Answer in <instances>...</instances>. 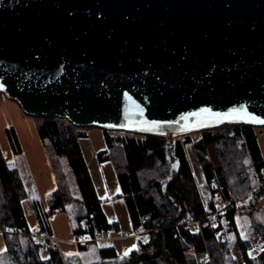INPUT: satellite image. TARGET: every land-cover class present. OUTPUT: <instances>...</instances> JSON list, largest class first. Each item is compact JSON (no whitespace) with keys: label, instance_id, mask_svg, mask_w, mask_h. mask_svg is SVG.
I'll use <instances>...</instances> for the list:
<instances>
[{"label":"water","instance_id":"obj_1","mask_svg":"<svg viewBox=\"0 0 264 264\" xmlns=\"http://www.w3.org/2000/svg\"><path fill=\"white\" fill-rule=\"evenodd\" d=\"M0 85L30 116L165 136L177 171L174 135L264 126V0H0Z\"/></svg>","mask_w":264,"mask_h":264},{"label":"trees","instance_id":"obj_2","mask_svg":"<svg viewBox=\"0 0 264 264\" xmlns=\"http://www.w3.org/2000/svg\"><path fill=\"white\" fill-rule=\"evenodd\" d=\"M34 119L56 183L44 202H30L37 232L48 237L40 240L30 232L23 206L25 187L18 169L9 163L0 146V232L5 244L0 264H237L232 254L234 243L243 264H264V247L250 255V244L241 238L236 218L238 214L248 216L264 242V158L259 145L264 126L224 123L198 130L194 141L189 132L175 136L177 171L165 153L167 137L114 136L102 128L105 148L96 158L113 166L136 243L127 255L118 254L107 243L98 248L96 259L87 261L79 252L120 231L118 223L108 221L102 210L79 144V138L87 136V127L60 117ZM4 131L12 155L21 154L14 127L9 125ZM192 141L209 195L205 203L183 148ZM169 175L165 189L170 200L162 186ZM247 193L246 202H235ZM258 205L261 221L254 217ZM54 212L67 216L77 246L75 253L64 255L56 246L49 223Z\"/></svg>","mask_w":264,"mask_h":264},{"label":"crops","instance_id":"obj_3","mask_svg":"<svg viewBox=\"0 0 264 264\" xmlns=\"http://www.w3.org/2000/svg\"><path fill=\"white\" fill-rule=\"evenodd\" d=\"M0 103V115L2 117L0 119V134L2 137L0 140V146L6 155L12 157V160L14 161L13 165L18 169L25 187L27 193L26 199L29 204L27 205V208H24V210L30 232L35 235L37 239L44 240L48 236L37 232V222L32 213L30 202L32 199H40L44 202L45 194L56 188L55 179L47 161L41 141L35 136L34 131H30L28 140L22 139L18 136L22 153L17 156L12 155L3 130L10 124H13L14 126L15 120L13 121V119H11V112L7 107V104L5 108H2L4 107V100ZM14 113H16V111H14L13 114ZM262 142H264V138L261 140L259 139L260 149L264 157V151L261 148ZM79 144L96 193L101 199L102 210L108 221L117 222L119 225L120 231L118 234L109 235L104 237L102 240L113 245L118 254H124L125 250L131 249L133 245H135L136 235L129 221L124 200L119 196L120 189L111 162H99L96 158V153L105 148L102 127L88 126L87 136L79 138ZM36 172L42 173V179L38 180V182L36 179ZM49 223L52 238H55L54 236L57 237L54 241H56L55 244L58 249L60 250L64 247L70 248L69 222H67L64 216H62L59 212H54L49 217ZM0 249H2L0 252L5 250L3 235L2 238H0Z\"/></svg>","mask_w":264,"mask_h":264},{"label":"rangeland","instance_id":"obj_4","mask_svg":"<svg viewBox=\"0 0 264 264\" xmlns=\"http://www.w3.org/2000/svg\"><path fill=\"white\" fill-rule=\"evenodd\" d=\"M2 100H4V105H3L4 107H2V108H5V106L7 104V107L9 108V110L11 112V117H12L11 119H13V121L15 120V125L14 126H13V124H10V125H12L14 127V129L17 133V136H19L22 139L28 140L29 135H30V131L32 130V131H34L35 136L39 139V136L37 134L36 127H35V119H34L35 116H30V115L25 114L21 110L19 104L14 99L7 97L3 92H0V102ZM13 110L16 111V113L13 114V112H14ZM1 118L2 117L0 115V119ZM16 119H19V120H16ZM107 130L110 132L111 135H114V136L120 135L123 133H125V134L130 133V132H125V131L117 130V129H107ZM189 133L191 134L193 141L199 137V133L197 131H192ZM4 134H5V131H4ZM130 134H135V133H130ZM259 134H260L259 139L260 140L263 139L264 135L261 133H259ZM102 135H103V130H102ZM175 136H180V134L174 135L172 138H174ZM5 137H6V135H5ZM1 139H2V137L0 134V140ZM103 139H104V135H103ZM193 141L191 143L183 144V148L185 150V153H186L192 174H193L194 179L196 181V184L198 186L201 198H202L203 202L205 203L209 199V195L203 186L202 169H201L200 163L198 161L197 155H196L194 147H193ZM261 148L264 151V142L261 143ZM7 158L9 160V163H11L13 165L14 161L12 160V157L7 156ZM38 173L39 172H36L37 182H38V180L42 179V173H39V174ZM44 179H45V173H44ZM50 192L51 191H49L48 193H50ZM47 194H45V196ZM247 197H248V193L236 198L235 202H238L239 204L246 202ZM28 204H29V202L27 201V199L23 201L24 208H27ZM221 208H222V206L220 207L219 210H221ZM125 209H126V206H125ZM126 211H127V209H126ZM59 213H61L62 216H64V218L67 220V222H69L65 213H63V212H59ZM261 215H262V209H261L260 205H258L256 207L254 217L256 220L261 221L262 220ZM236 218H237V230L239 231L241 238L243 240H247L250 244V247L248 249L250 255L257 254L264 247V242H262L259 239L256 231L254 230V228L252 226V221L246 215H239L238 214ZM68 226H69V242H70L71 246H70V248L64 247V248L60 249V251L64 255H69V254L75 253L77 251L76 242H75V239H74V236H73V233H72V230H71L69 223H68ZM54 237L57 238L56 236H54ZM0 238H2L1 232H0ZM55 238H53V239H55ZM63 239H65V238H63ZM105 245H108V244L106 242H104V240H98L96 244H93V243L88 244V247L85 250H82L81 252H79L81 259L87 260V261L96 259L98 257V248L103 247ZM0 250H2V249H0ZM232 254L237 259V264H243L242 258H241V255H240V252L237 248L236 243H234V245L232 247Z\"/></svg>","mask_w":264,"mask_h":264},{"label":"snow or ice","instance_id":"obj_5","mask_svg":"<svg viewBox=\"0 0 264 264\" xmlns=\"http://www.w3.org/2000/svg\"><path fill=\"white\" fill-rule=\"evenodd\" d=\"M3 87V85H0V88H2ZM211 110L210 109H201V113H203V112H210ZM244 110L243 109H232L231 110V112H229V113H225V114H223L226 118L228 117V116H233V115H236V116H239L240 115V113H242ZM200 113H193L192 115H199ZM216 115H221V114H216ZM242 118V117H241ZM255 119V118H254ZM256 122L257 123H262V124H264V120H259V119H256ZM246 238V237H245ZM133 248H135V245H133ZM129 251H131V249H127V250H125V255H127L128 254V252Z\"/></svg>","mask_w":264,"mask_h":264},{"label":"built area","instance_id":"obj_6","mask_svg":"<svg viewBox=\"0 0 264 264\" xmlns=\"http://www.w3.org/2000/svg\"><path fill=\"white\" fill-rule=\"evenodd\" d=\"M187 223H188V225H192V224H193L192 222H187ZM53 240H54V239H53ZM40 248H41L42 250H44V249H45V245L42 244Z\"/></svg>","mask_w":264,"mask_h":264}]
</instances>
